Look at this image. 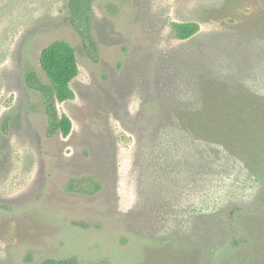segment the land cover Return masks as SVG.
<instances>
[{
  "label": "rangeland",
  "instance_id": "374dc122",
  "mask_svg": "<svg viewBox=\"0 0 264 264\" xmlns=\"http://www.w3.org/2000/svg\"><path fill=\"white\" fill-rule=\"evenodd\" d=\"M90 7L94 49L68 0H0V264H264V0ZM187 22L199 31L181 40ZM57 39L79 65L57 103L68 136L48 135L25 80L49 82ZM227 122L225 142L196 132Z\"/></svg>",
  "mask_w": 264,
  "mask_h": 264
},
{
  "label": "trees",
  "instance_id": "16d2710c",
  "mask_svg": "<svg viewBox=\"0 0 264 264\" xmlns=\"http://www.w3.org/2000/svg\"><path fill=\"white\" fill-rule=\"evenodd\" d=\"M91 0H68V7L70 10L69 21L70 24L79 31L85 41L87 48L94 49L93 39L88 33L86 24H89V14L91 11L90 7ZM3 9H0V15ZM176 36L181 40H186L194 36L199 31V25L197 23H175L173 25ZM40 65L44 73L49 79V82H44L42 78L34 71L28 70L25 75L27 85L37 90L42 94L45 111L47 114V132L48 135H54L61 133L63 136H68L72 130V121L66 114H61L58 111L57 103L68 101L74 98V91L71 86L73 79L79 74V65L74 46L63 39H57L45 46L40 53ZM230 89V86H227ZM225 88L226 92L229 90ZM240 117V116H238ZM228 126L218 125L210 128L202 125L196 129V132L200 134H212L217 136L218 139L225 142L233 136V130H236L238 122L231 124L230 122L225 123ZM195 126V125H194ZM189 130H192L189 129ZM195 130V129H194ZM198 130V131H197ZM178 131L172 134L174 141H181L186 132ZM238 137V135H237ZM157 134V139H158ZM168 139V136L164 137ZM175 138V139H174ZM149 139V138H148ZM161 142H160V141ZM151 142V138L148 140ZM157 143H168L164 139H158ZM237 143V138L232 142ZM85 182V180H82ZM72 188H77L76 185H71ZM41 264H97V263H83L75 257L67 258H48L45 259Z\"/></svg>",
  "mask_w": 264,
  "mask_h": 264
}]
</instances>
